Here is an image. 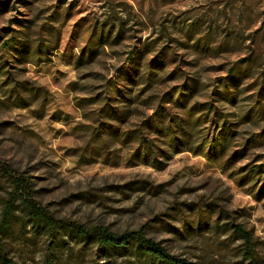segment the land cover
<instances>
[{
  "label": "rangeland",
  "instance_id": "1",
  "mask_svg": "<svg viewBox=\"0 0 264 264\" xmlns=\"http://www.w3.org/2000/svg\"><path fill=\"white\" fill-rule=\"evenodd\" d=\"M6 171L57 220L264 264V0H0V218ZM26 212L4 240L18 264H165Z\"/></svg>",
  "mask_w": 264,
  "mask_h": 264
},
{
  "label": "trees",
  "instance_id": "2",
  "mask_svg": "<svg viewBox=\"0 0 264 264\" xmlns=\"http://www.w3.org/2000/svg\"><path fill=\"white\" fill-rule=\"evenodd\" d=\"M12 42L11 44L6 42V45L8 47H14V40ZM107 113L112 116L111 109H109ZM149 127H153L151 122H149ZM108 128L111 127L109 126ZM108 128L102 124L100 131L105 132ZM155 129L161 133L165 131L164 125H156ZM167 129L172 133L170 128ZM144 148L145 150L142 153H144L145 157H150L152 155L151 148L147 145ZM5 173L12 181L13 190L7 195L0 218V264H18V262L10 256L4 242L5 238L10 234V229L16 216L18 202L24 205L28 218H30L32 222L36 224L42 223L54 232L51 234L53 238H55L57 234L65 232L70 239L75 242H83L86 244L94 243L100 252L108 257H111L115 251L123 250L131 251L143 263H145L147 259H152L165 264H194L193 262L177 258L170 254L161 242L147 237L143 229L120 234L112 232L103 226H96L89 229L79 223L57 220L31 198V189L24 177L9 174L7 171ZM234 231L239 235V238L242 239L245 259L247 258L250 262H255L257 259L255 253L256 243L252 232L246 230L242 224H236L234 226ZM53 243L54 249L60 245L58 239L56 241L54 240ZM47 264L54 263L52 259H50L47 261Z\"/></svg>",
  "mask_w": 264,
  "mask_h": 264
}]
</instances>
